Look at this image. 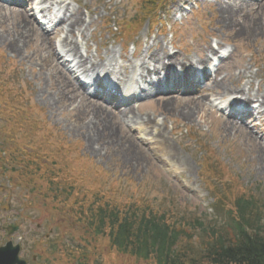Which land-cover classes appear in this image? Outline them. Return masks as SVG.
<instances>
[{"label":"rangeland","instance_id":"rangeland-1","mask_svg":"<svg viewBox=\"0 0 264 264\" xmlns=\"http://www.w3.org/2000/svg\"><path fill=\"white\" fill-rule=\"evenodd\" d=\"M57 1L79 9L84 18L88 15L86 24L90 25L86 29V41H81L83 55L87 51L90 56L102 58L105 52L113 53L120 58L116 67L129 73L135 58L146 59L153 54L161 57L162 61L163 50L179 59L197 61L204 58L205 48L213 43L225 50L227 56L230 55L220 66L218 80L231 76V81L227 82L230 84L238 72L244 70L251 77V89L255 91L258 88L264 92V37L250 40L241 38L237 34L239 27L235 31H218L221 19L225 18V4L237 3L235 1L170 0L165 7L166 13L160 17L161 25L145 21L139 34L128 41L127 38L120 40V23L135 14L136 0ZM249 1L251 6L248 13L244 11L240 16L247 17L245 26L251 27L249 15L257 13V27H260L264 23L260 15L264 0ZM185 2H195L197 8L181 20L182 30L167 31L171 23L173 28L177 26L173 14H181V5ZM242 3L250 5L249 2ZM22 20L19 7L0 4V35L12 39ZM32 24L37 25L34 21ZM34 35V39H28L27 45L21 49L25 55L32 52L39 54L45 50V43L38 40L36 33ZM6 47L7 43L0 39V157L6 156L1 164L4 175H0V230L12 223L19 227L13 240H19L20 258L27 264H53L60 256L51 249L55 240H58L63 252L81 248L82 252L88 254L90 250V247L87 250L82 247L89 243V233L85 236L80 223L70 225L69 229L67 225L71 224V219L64 218L52 208L51 193L40 190V181L30 185L24 179L12 178L10 168L30 159V156L39 157L34 161L36 165L47 169L55 166L54 172L61 178L52 179V184L59 188V193L68 195L65 205L73 204L77 211L79 204L89 209L92 196L100 191L106 201H110L108 196L120 199L118 202H125L127 198L133 201L146 198L159 207H163L169 198L181 210L198 209V214L203 212L215 218L210 209L213 199L203 180L216 187L221 182L219 189L235 182L240 188L235 190L237 194L244 189L258 196L264 190V122H244L242 129L248 132L249 137L236 127L234 131L223 133L221 126L226 117L216 107L231 99L230 95L218 97L207 92L204 101L207 107L202 108L201 103L187 105L195 112L190 123L180 116L182 106L188 103L173 104L168 110L175 111L169 114L168 110L158 107L156 99L145 100L138 110H134L133 116L142 120L149 117L160 125L152 124L146 133H138L136 129L128 131L121 124L120 115L110 109L111 103L101 100L102 95L98 94V98L92 100L86 97L88 101L77 98L82 96V92L73 80L69 84L64 83L63 96L58 105H46L37 92L42 89V94L48 95L55 91V74L49 69L40 72L38 66L21 61L20 55H13ZM134 51L136 57L132 55ZM212 58L209 57V63ZM73 86L78 92L70 98ZM189 94L193 99H183L190 101L198 98L193 90ZM174 95L182 97V94ZM158 98L161 99L160 96ZM93 115L99 118L97 123L100 128L104 125L102 119L107 123V133H111L115 141L111 146L110 142L107 147L99 145V156L90 148L95 147L91 142L88 148L85 135L79 131V126L93 119ZM151 129L155 130L153 135L163 132L167 142L175 148L176 159L164 144L159 146L151 137H146ZM139 150L143 157L135 168L129 163L131 158L127 159L129 156L124 154H137ZM217 161L228 169V173L218 180L205 174L208 169L213 170V166L218 167ZM182 162L186 163L187 170L181 167ZM77 215L80 218L79 211ZM3 235L0 232V246L5 242ZM92 246L95 250L91 259H97L98 264H102V260L106 264H136L128 257L116 255L114 260L106 258L108 252L102 243H93ZM79 257L76 256L74 264H79Z\"/></svg>","mask_w":264,"mask_h":264},{"label":"trees","instance_id":"trees-1","mask_svg":"<svg viewBox=\"0 0 264 264\" xmlns=\"http://www.w3.org/2000/svg\"><path fill=\"white\" fill-rule=\"evenodd\" d=\"M38 158L30 156L22 160L9 173L30 185L40 181V190L51 192L54 203L86 229L90 235L89 264H98L91 259L95 250L93 243L106 247V258L128 257L136 264H264V197L260 195L259 201L250 191L229 192L222 200L217 199L213 207V212L222 218L211 220L206 214H192L193 209L181 210L174 201L164 203L163 207L146 199L127 198L125 202H118L120 199L107 195L110 201H106L97 191L89 209L78 205L80 218H77L76 206L65 205L68 195L59 193V188L52 184V179L60 177L54 172L55 166L47 169L36 165L34 161ZM5 160L6 156L0 157V170ZM79 249L80 258H89ZM60 254L54 264H72L76 256L70 250ZM101 263L106 264L103 260Z\"/></svg>","mask_w":264,"mask_h":264},{"label":"bare ground","instance_id":"bare-ground-1","mask_svg":"<svg viewBox=\"0 0 264 264\" xmlns=\"http://www.w3.org/2000/svg\"><path fill=\"white\" fill-rule=\"evenodd\" d=\"M32 1L33 0H27V3H29L30 7H35V5L32 4ZM45 1L46 0H44V2ZM57 3L61 2L50 3L53 8L58 9L52 18H48L49 20L53 21L51 23H54L53 29L50 33H42V31L37 26L32 24V21L36 22V19H34V17H31L27 12L26 6H23L19 8L23 20L18 24V28L13 32L15 36H12V39H10L7 36L3 37L2 34L0 35V39L3 41V43H7L6 48L10 51V53H12L13 55H20L21 61L28 62L30 65L38 66L40 68V72L46 71V69L51 70L57 77L55 80L56 90L52 91V93L44 95L42 94L44 93V91L42 89H38L37 95L46 105H58L60 103V98L63 96L64 83L69 84V81L73 80L76 77L75 72H80L78 75H85V77H88L87 74L93 71L96 76L99 75L98 70H100L101 68H103L105 72V74H103L104 76H121L123 73H125L123 70H121V67H119L118 70L114 68H105L100 58H83L81 55H79L80 44L77 40H75L74 34L77 35L76 38L79 37L82 41H86L87 36L85 35V33L87 27L90 25L86 24V18L88 19V15L84 18L79 12V9H73L69 5L63 6V12L58 15L57 13L61 9L59 7L60 4ZM249 6H251V4L248 5L247 3H242V1L238 3L227 2L224 7L225 18L221 19L218 31H235V28L239 27L237 34H239L241 38H247V40H250L253 38L255 39L264 37V23L261 24L260 27H257V13H251V15H249L251 27L245 26L247 17L240 16V14H243L244 11L248 13ZM260 15L262 16L261 18L264 21V8ZM238 20H241V22L239 23ZM39 27L41 28L40 25ZM17 32H19V34H17ZM35 33L37 34L38 40L41 43H45V50L44 52H41L39 54L32 52L28 55H25L21 49H23V46L27 45L28 39L35 36ZM60 34H63V36L60 38L59 42L64 45L65 50L59 51L58 48L57 50H53L52 43ZM50 36L52 37V39H50ZM33 39L34 38H32V40ZM68 39L69 43H67ZM204 51V58L191 62L188 59H179L174 56L168 57L166 52L162 50V58L163 60L166 59V63L161 61V57L151 54L146 59L141 58L137 61V63L131 65V75L138 77V80L140 81L143 80V82H146V80H148L151 76H155L156 78H158L160 72H165L163 74V76H165V81L163 83L158 80L156 86L153 87L152 81H149L148 86L152 87V92L144 96L145 98H147L153 96L151 94L158 93L159 90L163 88L164 84H167L168 76H181V73L185 70V67L187 65L198 67L203 66V64L209 63L207 54L215 56L217 53V51L209 45H207ZM105 54L106 52L103 54V61L106 60L104 58ZM117 58L118 56H115V61L117 60ZM67 63L72 65V69L68 68ZM168 64L181 66V73H177L176 70H172L171 68L174 66H170ZM149 66H152L153 69L150 70ZM216 74H218V72H216L215 75ZM215 75L214 77H210L208 79V86H205L202 90H200L199 97L196 100L188 101L179 97H173L169 99L166 98L165 100L159 102L161 105H158V107L162 108V110H168L175 103H188L182 106L183 111L180 113V116L183 120L190 123L194 119L195 112L192 111V108L187 107V105H195L197 103H201L203 104L202 108L207 107L206 103H204V101H206V96L204 94L205 92H210L218 97L233 95L234 98L232 99L231 103L238 102L243 109H247L249 108V106L253 105L255 107L254 112L257 116L264 115V92H261L258 88L255 91L251 89V81L249 80L251 77L248 76V73L246 71H239L235 76L233 82L230 83L231 85L227 83L231 81V76L218 80L217 76ZM243 81H245L244 84ZM117 83L118 84L115 86V89L116 91H120L122 89V82H120V79L118 78ZM178 88L180 89V87H177L176 89ZM190 88L191 86H187L185 90H188ZM72 89L73 91L72 95H70V98H72L74 93L78 92V90H76L74 86L72 87ZM132 90L134 89H132L131 87V90H129L128 92L129 95L132 94ZM77 98L88 101L85 95L77 96ZM110 98L112 99L116 97L115 95L110 94ZM116 100L118 101V98H116ZM129 102L130 101H128V103ZM130 104L131 103H129V105ZM116 111L117 114L121 117V124L128 131H131L132 128H136L139 130V132H143L149 126H151V124L154 123L153 120H150V118L148 117H146L145 120H142L137 118L136 116H133V111L130 107L123 109L122 112H119V110ZM174 111L175 110H168L167 112L170 114ZM98 119L99 118L96 115H93V119H90L88 122L82 123V126H79V131L83 134V136L85 135L87 144L89 145L88 148L90 147L91 142L95 147L91 146L90 148L99 156L101 152V148L99 147V145L101 147H107L108 142H110L111 146L115 143V141L114 136L111 133H107V123L105 124V121L103 119L101 120L100 118V120L103 121L104 124V127L102 126L100 128L99 124L97 123ZM239 122L240 121L236 119L224 121V124L221 126V131L223 133L234 131L235 126H239L241 128ZM152 132L153 131H150L149 134H151ZM245 133L249 137V134H247V132ZM153 139L157 141L159 145L164 144L167 148H169L173 158L176 159L175 148L172 146V144L167 142L161 132H157ZM132 143L133 142L131 141L130 144L132 145ZM105 155L106 150L103 152L102 156L104 157ZM124 156H129L127 159L131 158L129 163L131 165H135V168H137L136 163L138 161H141L143 157L140 154V150L137 154L129 155L128 153H125ZM174 162L176 164V161ZM181 167L184 170H187V165L185 162H182Z\"/></svg>","mask_w":264,"mask_h":264},{"label":"water","instance_id":"water-1","mask_svg":"<svg viewBox=\"0 0 264 264\" xmlns=\"http://www.w3.org/2000/svg\"><path fill=\"white\" fill-rule=\"evenodd\" d=\"M19 247H12L11 243H7L5 247L0 249V264H25L17 257Z\"/></svg>","mask_w":264,"mask_h":264}]
</instances>
